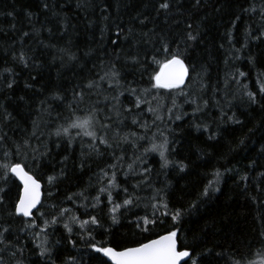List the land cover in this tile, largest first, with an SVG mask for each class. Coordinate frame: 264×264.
<instances>
[{
  "label": "trees",
  "instance_id": "1",
  "mask_svg": "<svg viewBox=\"0 0 264 264\" xmlns=\"http://www.w3.org/2000/svg\"><path fill=\"white\" fill-rule=\"evenodd\" d=\"M161 2L0 0V135L7 133L6 140L0 142V165L19 162L36 174L42 184L40 211L45 218L69 208L71 213L66 215L87 219L85 208L79 207L87 205L88 212L98 215L105 228L110 226L108 232L95 229L92 241L87 230L74 227L69 237L62 225L49 228L45 237L40 233L42 219H36L39 227L29 228L21 217L7 215L20 187L13 177L12 183L5 185L10 189L5 205L0 206L5 226L11 227V240L6 242L11 247L0 244L5 248L0 252V264H104L106 259L92 250L91 243L118 249L137 246L173 228L170 215L161 213L177 210L183 213L175 225L182 229L180 242L195 250L197 264L264 261V93L260 91L264 87V36L255 39L264 33V0H200L199 4L196 0H171L167 12L159 10ZM45 3L48 9L43 8ZM189 24L192 29H188ZM128 29L132 30L128 40L122 35L120 46L111 42L117 40L118 31L127 34ZM188 31L198 34V40L189 42L187 49L189 77L183 94L180 89L171 93L151 89L143 94L150 104L142 103L133 114L123 113L135 100L127 91L120 95L124 85L136 87L140 93L151 87L149 75L159 70L151 63V53L160 47L159 37L167 38L172 51L177 45L183 50V37ZM25 32L29 35L24 36ZM21 51L30 58L28 68L13 60V55ZM114 53L121 56L116 61L122 69L120 85L107 77L100 79ZM136 53L151 65L143 77L136 66H125L127 56ZM72 55L77 59H70ZM164 59L162 54L157 56L160 62ZM5 77L13 82L12 89L6 87ZM90 80L97 81L98 87L85 88L82 98L74 94L73 89L78 92ZM248 93L255 95L257 103L251 102ZM149 107L156 111L149 112ZM169 108L173 110L172 119ZM95 109L100 110L101 119L112 117L107 135L110 142L119 139V145L113 143V148L105 152L98 140L77 135V129L69 128L72 146L55 147L56 142L67 141V137L55 135L58 130L69 127L77 118L88 117ZM157 115L162 119H156ZM175 115L182 119L175 120ZM229 117L242 123H233ZM133 119L141 123L134 125ZM93 130L103 134L100 124ZM125 136L127 142L123 141ZM165 138V156L170 161L167 168L161 167L159 151H147L153 144H163ZM93 145L104 154L97 155ZM33 149L38 151L34 153ZM46 150H50L49 156L41 158L40 153ZM33 155L40 160V167H34ZM65 155L69 157L66 167L60 163ZM82 159H87L83 169ZM180 164L186 166L184 171L179 170ZM62 167L66 173L63 176ZM113 172L117 183L127 175V183L120 187H128L136 199L125 215L117 213L120 223L116 225L107 214L105 195H101L97 209L90 206ZM48 176L58 178L49 184ZM135 184L139 187L133 190ZM209 184L210 195L203 196ZM158 189H164L163 198L156 196ZM81 192L87 199L77 198ZM113 198L119 203L124 193L117 196V190H113ZM163 203L168 209L162 207ZM194 203L197 207L191 208ZM153 204L160 205L155 217ZM34 215L40 214L34 210ZM145 216L158 220L155 225H147L148 231L137 227ZM45 240L44 246L52 250L51 260L36 254L35 245ZM21 245L23 253L17 252L14 258L13 251Z\"/></svg>",
  "mask_w": 264,
  "mask_h": 264
},
{
  "label": "snow or ice",
  "instance_id": "2",
  "mask_svg": "<svg viewBox=\"0 0 264 264\" xmlns=\"http://www.w3.org/2000/svg\"><path fill=\"white\" fill-rule=\"evenodd\" d=\"M196 3L199 4L200 0H196ZM49 5L45 3L43 5L44 9H48ZM171 7V0H162V2L159 4V10L167 12ZM255 11V9H252ZM105 11L107 9L105 8ZM11 15V14H10ZM31 15V14H29ZM108 17L105 16V20H107ZM143 23V21H141ZM188 29H192V25H187ZM131 29H128L127 34H125L122 30L118 31L116 33L117 40L111 41L114 44H117V46H120L119 37L124 36L125 40H128L131 36ZM24 36H28L29 33L25 32L23 33ZM147 35V34H145ZM264 36V33L257 34L255 36L256 40H260ZM183 40L185 41V47L183 50L180 49L179 45H177V50L172 51L170 47V42L167 40V38L161 36L159 37L160 41V47L155 50L154 53H151L152 55V64L158 65V71L154 70V74L149 75V83L151 85L150 88H146L142 90V93L138 92L136 87H131L129 85H124L122 90L120 92V95H124V92L127 91L129 95L135 97V100L133 102L132 107L124 108L123 113L133 114L134 109H141L142 103H149L150 101H146L143 99V94H147L151 91V89L156 90H166L167 92L171 93L176 89H180L181 93L183 94V87L185 85L186 79L189 77V67L185 63V59L187 56V49L190 46L189 42H197L198 40V34H193L192 31H188L185 33ZM23 43V41H21ZM164 55L165 59L163 62H160L157 60L158 55ZM87 55V54H86ZM114 59L111 60L110 67L108 68V71L105 72L104 76H101L100 79L104 80L106 77L114 81L116 85H120V81L122 79V69L117 67L116 61H119L121 59V56L118 53H114ZM70 59L75 60L77 59L75 55H72ZM13 60L22 65L24 68L29 67V60L30 58L27 57L23 51L20 53L13 55ZM127 63H131L132 65L136 66V69L141 72V76L143 77L144 72L147 71V69L151 66L150 64L145 63L144 60L140 59V54L136 53L131 56H127L125 61V66ZM194 68V66H193ZM6 72L9 74H12L11 69H6ZM241 76L244 75V73H240ZM32 79H35V77H32ZM5 84L8 89L13 88V82L7 81L5 77ZM25 87H31V85H25ZM94 87H98V82L95 80H90L84 88H80L77 92L76 89H73L74 94L79 95L81 98L84 95V89L91 90ZM109 87H112L110 84ZM261 93H264V87H261L260 89ZM249 98L252 103H257L256 97L252 93H248ZM56 99H60L59 96L56 97ZM190 103H193V101H190ZM173 106L176 105V101L173 98L172 99ZM207 102L205 101V105ZM264 107V105H261ZM115 109V106H113ZM99 109H95L88 117L84 119L77 118L67 128H63L62 131L58 130L55 135L57 137H67L66 143L64 141H58L55 143L56 148H61L62 146L67 148H70L72 146L73 138L69 135V128L71 129H77V135H83L86 137L91 138L92 141H99L100 145H104V151L106 152L108 149L113 148V143L116 145H119L121 142L119 139L113 138V141L110 142L108 139L107 133L112 129V117L110 115H106L102 119L98 117ZM149 112L156 111L152 107L148 108ZM167 111L170 113L169 119H172L173 116L171 115L172 109L169 108ZM156 119H162L159 115L156 116ZM175 120L182 119L181 115H175ZM229 119L232 120L233 123L240 124L242 123L238 118L229 117ZM132 124L138 125L141 123V121H138L137 119H133ZM121 123H123V120H121ZM96 124H100V130L103 133L102 135H98L97 131L93 130L95 129ZM199 127V126H197ZM205 131H207V128H205ZM35 135V133H33ZM7 138V133H4L3 135H0V142H4ZM214 137L210 136L209 139H213ZM123 141L127 142V137H123ZM22 145V146H26ZM168 140L165 138L163 144L156 145L153 144L152 148L147 150L151 152L159 151V155L161 159L163 160V164L161 167L167 168L169 166L170 161L166 158L165 152L168 151L167 148ZM20 149L17 148V151ZM37 149H33V152H37ZM49 151L46 150L44 152L40 153V157H47L49 156ZM93 151L97 155H103L104 152L100 150L98 146L93 145ZM114 154V153H113ZM83 155V153H82ZM5 156H7V153L5 152ZM32 159L36 161L34 164V167H40V160L37 159L36 155L32 156ZM69 157L67 155L64 156L63 160L60 162L64 167H66V162L68 161ZM87 165V159H82L80 162V168L83 169ZM64 167L60 170V175H66L64 171ZM114 167V166H111ZM180 171L185 170V165L180 164L178 165ZM28 166L26 164H22L19 162L11 163V164H3L0 165V206L5 205V197L7 193L10 191L9 188L5 187V185H9L12 183V178L14 177L16 180H19L20 185L22 187H19L17 197L15 201L12 204V210L8 211L7 215L9 217H21V222H27V227L29 228H37L39 225L36 223V219H42L44 226L40 228V233H43L45 237H47L48 229L54 228L57 225H62L63 229L66 230L69 237L73 234L74 227L79 228L81 231L87 230L88 234V240L92 241L94 240V237L92 235V232L95 229H103L104 232H108L109 228H105L104 225L101 224L100 217L98 215L91 214L88 212V206L87 205H80L79 207L85 208V214L88 216L87 219H81L80 216H77L75 214L66 215L71 213V209L69 208H63L62 210H59V213H53L51 214V218H45V213L40 211V206L42 205V184L40 182V179L37 178L35 173L30 172L27 170ZM131 171V166H129ZM145 172H148V169L145 168ZM107 175V173H105ZM143 175V174H140ZM219 176V173L216 174ZM57 176H48V183L51 184L55 180H57ZM128 180L127 175H125V178L120 183H117V176L116 173L113 172L110 177H108L107 183L105 186H102L98 189V194L94 196V203H91L92 209H97L101 201V195H105L107 199V205L108 207V216L111 219V224L116 225L120 223L119 218L117 217V213H119L121 216L125 215L127 211H129L132 206L136 203V199L133 197V195L129 192L128 187H120V184H126ZM133 190L139 187V184H135L131 186ZM212 188L211 184L205 187V190L203 192V196H209L210 195V189ZM113 190H117V196L122 192L124 193V198L121 202L117 203L115 202L113 198ZM213 191H218L219 189H212ZM51 195V193H49ZM77 198H84L85 194L83 192L76 194ZM166 195L164 189H158L156 196L163 198V196ZM156 197H154L155 199ZM68 200H73L72 196L67 197ZM154 211H153V217L156 216V212L159 211L160 205L153 204L152 205ZM162 207L164 209H168V204L163 203ZM197 204H192L191 208H196ZM123 209V211H121ZM35 212H38L40 215L39 217H36L34 215ZM103 211V209H101ZM162 216H169L171 218V221L173 223V228L168 230L162 235H158L155 239H149L147 242H139L137 246L134 247H124L122 249H118L113 246H104L100 245L97 246L95 243H91L90 247L95 253L102 254V257L106 258L104 261V264H108L110 261L111 264H188V261H191V264H197V259L194 258L195 256V250H189L188 247L184 246L180 242L179 234L181 233L182 229L175 227L180 222V219L183 215V213L179 210L175 211L174 213L170 214L169 211H164L161 213ZM158 222L157 219H149L147 216L142 218V224L137 223V227L141 228L142 231H148L147 225L152 224L155 225ZM159 223L163 224L164 221L160 220ZM84 237L81 236V239ZM11 240V227L5 226L3 222V217L0 216V244L5 245V248L11 247L9 242ZM69 243L75 245V241L69 239ZM47 243V240H45L42 244H36L35 247L38 250L37 255L40 258H43L45 260H51V248L45 247L44 244ZM59 243V241H57ZM5 248H0V252H3ZM23 246L17 247L15 251H13L12 255L15 258L16 253H23ZM210 251V250H209ZM207 253H201V256H205ZM19 264V262H18ZM39 264V262H37ZM249 264H256L255 261H250ZM261 264H264V261H261Z\"/></svg>",
  "mask_w": 264,
  "mask_h": 264
},
{
  "label": "water",
  "instance_id": "3",
  "mask_svg": "<svg viewBox=\"0 0 264 264\" xmlns=\"http://www.w3.org/2000/svg\"><path fill=\"white\" fill-rule=\"evenodd\" d=\"M188 79V78H187ZM187 79H186V81H187ZM186 81H185V83H186ZM17 182L19 183V185H20V182H19V180H17ZM20 187H22V185H20ZM157 238V237H156ZM153 239H155V238H153ZM106 259V258H105ZM109 263L111 264V262L109 261ZM183 263V262H182Z\"/></svg>",
  "mask_w": 264,
  "mask_h": 264
},
{
  "label": "rangeland",
  "instance_id": "4",
  "mask_svg": "<svg viewBox=\"0 0 264 264\" xmlns=\"http://www.w3.org/2000/svg\"><path fill=\"white\" fill-rule=\"evenodd\" d=\"M258 264H261V263H258Z\"/></svg>",
  "mask_w": 264,
  "mask_h": 264
}]
</instances>
